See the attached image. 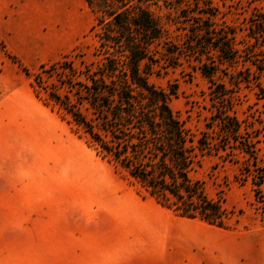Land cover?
I'll list each match as a JSON object with an SVG mask.
<instances>
[{
  "label": "rangeland",
  "instance_id": "rangeland-1",
  "mask_svg": "<svg viewBox=\"0 0 264 264\" xmlns=\"http://www.w3.org/2000/svg\"><path fill=\"white\" fill-rule=\"evenodd\" d=\"M261 4L264 0H213L222 13L220 21L238 28ZM151 8L168 29L166 37L178 41L172 21L176 11ZM94 24L95 14L85 0H0V264H105L116 254L104 252L112 245L132 246L141 259L168 258L172 264H264V182L258 194L255 186L264 174L263 136L256 160L211 156L194 173L206 194L227 210L226 227L221 228L180 217L139 193L36 96L29 74L75 50L90 57L97 45ZM238 38H243L240 31ZM221 80L228 82L223 74ZM150 81L168 92L176 88L173 109L193 131L205 129L210 89L195 61L157 69ZM260 93L255 85L242 89L235 111L244 125L254 117L264 134ZM80 154L83 158L73 165ZM81 161L80 170H91L88 177L78 170ZM95 181L102 186H90H98ZM105 184L118 201L113 193L105 195ZM91 187L103 191L91 193Z\"/></svg>",
  "mask_w": 264,
  "mask_h": 264
},
{
  "label": "trees",
  "instance_id": "trees-1",
  "mask_svg": "<svg viewBox=\"0 0 264 264\" xmlns=\"http://www.w3.org/2000/svg\"><path fill=\"white\" fill-rule=\"evenodd\" d=\"M85 1L95 14L97 45L90 57L75 50L29 74L36 96L139 193L180 217L226 227L227 210L194 173L211 156L257 159L264 134L254 117L244 125L235 101L254 85L264 94V4L238 28L220 21L213 0ZM152 6L176 11L178 41L166 37L169 31ZM182 60L195 61L209 83L211 114L200 132L171 106L176 88L168 92L150 81L157 69ZM220 74L228 82L218 81ZM263 182L264 174L255 180L257 194Z\"/></svg>",
  "mask_w": 264,
  "mask_h": 264
},
{
  "label": "crops",
  "instance_id": "crops-1",
  "mask_svg": "<svg viewBox=\"0 0 264 264\" xmlns=\"http://www.w3.org/2000/svg\"><path fill=\"white\" fill-rule=\"evenodd\" d=\"M109 252L115 251V255L111 258L110 263L105 264H172L174 261L169 260L168 258H159V259H141L137 257L136 255L139 254L137 252V249H134L131 247H124V246H114L108 248L105 247L104 252L105 254ZM251 264H254L253 261H251Z\"/></svg>",
  "mask_w": 264,
  "mask_h": 264
},
{
  "label": "bare ground",
  "instance_id": "bare-ground-1",
  "mask_svg": "<svg viewBox=\"0 0 264 264\" xmlns=\"http://www.w3.org/2000/svg\"><path fill=\"white\" fill-rule=\"evenodd\" d=\"M65 148H66V147H65ZM63 151H65V150H63ZM68 151H69V149H68ZM70 151H72V152H70ZM70 151H69V152H70L71 154H72L73 152H74V154H75V151H73V149H72V150L70 149ZM66 152H67V151H66ZM62 153H63V152H62ZM64 153H65V152H64ZM76 154H78V153H76ZM72 155H73V154H72ZM70 156H71V155H70ZM70 156H69V157H70ZM79 156H80L79 158L77 157V158H78V159H77V162H76V159L73 158V160H75L74 163H72L73 161H72V159L70 158L71 161H72L71 163H72L73 165H75V163H78V162L80 161L79 159H80L82 156H81V154H80ZM83 156H84V155H83ZM71 157H72V156H71ZM82 158H83V157H82ZM86 159H87V158L85 157V158L82 159V160H85V161H86ZM88 160H90V159H88ZM88 162H89V161H88ZM90 162H91V161H90ZM71 163H70V164H71ZM84 163H85V165H89V163H87V164H86V162H84ZM91 163H92V162H91ZM91 163H90V164H91ZM72 164L70 165V167H72ZM81 164H82V161H81ZM92 164H93V163H92ZM77 166H80V165H77ZM77 166H76V167L73 166V168H74L75 171H77V170H76V169H77ZM81 167H83V164H82V166L78 167V170H80ZM89 167H90V166H89ZM85 168H88V166L85 167ZM85 168H84V169H85ZM91 168H92V167H91ZM69 169H71V168H69ZM69 169H68V170H69ZM89 169H90V168H89ZM94 169H95V168H94ZM72 170H73V169H72ZM82 170H83V169H82ZM82 170H80V171H81V172H84V174H85V171H84V170L82 171ZM87 170H88V169H87ZM80 171H77V172H80ZM89 171H91V170H88V171H87L88 175H89ZM72 172L74 173V171H72ZM92 172H93V171H92ZM87 173H86V174H87ZM97 173L99 174L98 170H97ZM97 173H94V174H97ZM75 174H76V173H75ZM84 174H83V175H84ZM86 174H85V175H86ZM101 174H102V173H101ZM103 174H104V173H103ZM78 175H79V177H80V175H82V173H81V174L78 173ZM99 175H100V174H99ZM93 176H94V175H93ZM95 176H96V175H95ZM104 176H105V175H104ZM86 177H88V176L86 175ZM80 178H81V177H80ZM91 178H92V177H91ZM93 178H94V177H93ZM96 178H99V176L96 177ZM81 179H82V178H81ZM83 179H85V178H83ZM83 179H82V180H83ZM87 179H88V178H87ZM94 179H95V178H94ZM99 179H100V178H99ZM103 179H104V177H103ZM105 179H106V178H105ZM108 179H109V180H108ZM108 179H107V180L110 181V178H108ZM91 180H93V179H91ZM100 180H101V179H100ZM100 180H99V182H102V181H100ZM107 180H106V183H108V185H109L110 182H107ZM78 181H79V180H78ZM84 181H85V180H84ZM84 181H83V183H84ZM96 181L98 182L97 179H96ZM96 181H95V182H96ZM103 181H104V180H103ZM81 182H82V181H81ZM90 182H92V181H90ZM97 182H96L95 184H98ZM112 182H113V181H112ZM88 183H89V182H88ZM93 183H94V181L92 182V184H93ZM104 183H105V182H104ZM92 184H91L90 186L95 187V188H97V189H98L99 186H102V185H101L102 183L98 184V186H93ZM110 184H111V183H110ZM112 184H113V183H112ZM87 185H88V184H86V188L89 189V188L87 187ZM103 185H104V184H103ZM105 185H106V184H105ZM113 186H114V185H113ZM92 187H91V189H92ZM106 187H107V185H106ZM99 188H100V187H99ZM101 188H102V187H101ZM84 189H85V188H84ZM87 189H86V190H87ZM93 189H94V188H93ZM93 189H92L91 193H92V192H95V191H93ZM107 189L109 190V186H108L107 188L104 189V190H106V191H104V192H105V195H107V191H108ZM113 189H114V188H113ZM89 190H90V189H89ZM100 190H101V189H100ZM110 190H111V188H110ZM102 191H103V189H102ZM102 191H101V192H102ZM87 192H89V191H87ZM96 192H98V190H96ZM96 192H95V194H96ZM99 192H100V191H99ZM99 192H98V193H99ZM101 192H100V194H101ZM104 192H103V194H102L101 199L104 197V196H103V195H104ZM108 192H109V191H108ZM114 192H115V190H114L113 192L111 191V192H109V193H113L112 195H114V197H115ZM98 193H97V195H98ZM92 195H93V194H92ZM90 196H91V195H90ZM99 196H100V195H99ZM109 196H110V195H109ZM91 197H93V196H91ZM94 197H95V196H94ZM106 197H107V196H106ZM107 198H108V197H107ZM116 198H117V196L115 197V200H116ZM94 199H95V198H94ZM94 199H93V200H94ZM97 199H98V198H97ZM109 199H110V198H109ZM117 199L119 200V198H117ZM95 200H96V199H95ZM118 200H116V201H118ZM91 201H92V199H91ZM103 201H104V200H103ZM107 202H108V204L110 203V201H107ZM91 203H92V202H91ZM95 203H96V202H95ZM95 203H94V204H95ZM116 203H118V202H116ZM102 204H104V203H102ZM110 204H111V203H110ZM110 204H109V205H110ZM92 205H93V203H92ZM97 205H98V204H97ZM100 205H101V203H100ZM100 205H99V206H100ZM109 205H108V206H109ZM101 206H103V205H101ZM105 207H106V206H105Z\"/></svg>",
  "mask_w": 264,
  "mask_h": 264
}]
</instances>
